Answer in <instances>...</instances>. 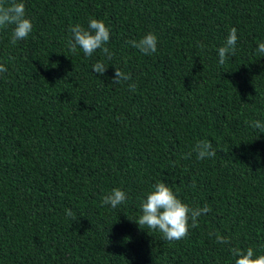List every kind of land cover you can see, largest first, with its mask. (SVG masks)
Wrapping results in <instances>:
<instances>
[{"label": "trees", "instance_id": "1", "mask_svg": "<svg viewBox=\"0 0 264 264\" xmlns=\"http://www.w3.org/2000/svg\"><path fill=\"white\" fill-rule=\"evenodd\" d=\"M18 2L33 28L15 45L14 26L0 28V264H235L232 247L264 255V131L251 126L264 123V0ZM92 18L110 28V60L70 50V28ZM232 27L236 53L221 65ZM148 32L157 52L144 55L129 42ZM115 68L131 80L112 83ZM201 140L215 157L197 158ZM157 182L212 209L186 238L136 223ZM114 188L126 201L102 206Z\"/></svg>", "mask_w": 264, "mask_h": 264}, {"label": "clouds", "instance_id": "2", "mask_svg": "<svg viewBox=\"0 0 264 264\" xmlns=\"http://www.w3.org/2000/svg\"><path fill=\"white\" fill-rule=\"evenodd\" d=\"M9 25L14 26L12 31L11 43L15 45L17 41L25 40L32 32V22L26 15V9L23 2L11 0V3H0V28ZM71 39L68 41L70 50L75 53L77 49H81L85 56L91 57L97 50L110 60L113 53L105 47L110 41V28L100 19H89L87 28L80 24H75L70 28ZM238 42L237 29L232 27L229 31L223 46L218 49L219 64L223 65L229 56L235 55L236 45ZM132 47L138 49L144 55H151L157 52L158 37L153 32H148L138 41H130ZM201 50L204 49L203 44L198 45ZM256 51L264 55V42L257 45ZM92 70L101 76L107 70L103 61H97L93 64ZM7 68L4 64H0V73H6ZM131 76L115 68L112 83L119 84L124 81H130ZM130 91H135V83H129ZM253 128L264 131V123L257 120L252 122ZM197 158L203 160L205 158H213L217 155L216 149L212 142L208 140L198 141L193 149ZM192 153H188L185 158H189ZM127 194L120 188H114L112 191L102 197V206L110 205L116 208L124 203ZM208 205L203 207H191L183 203L174 193L171 187L164 182H157L153 185V190L146 194V199L141 201V212L136 223L142 229L144 226L152 230H158L163 234L167 241H179L186 238L190 228L198 227V219L203 214L211 212ZM65 214L69 217L73 215L71 209H65ZM215 235L216 242L220 244H230L228 237L220 235L218 232H210L209 236ZM230 252L235 257V264H264V255L255 256L253 248L249 247L246 251L238 248H230Z\"/></svg>", "mask_w": 264, "mask_h": 264}]
</instances>
